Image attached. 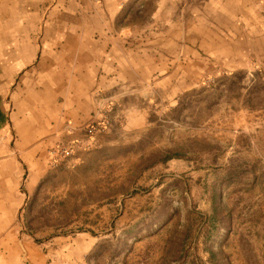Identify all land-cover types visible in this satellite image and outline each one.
Wrapping results in <instances>:
<instances>
[{"label":"rangeland","instance_id":"1","mask_svg":"<svg viewBox=\"0 0 264 264\" xmlns=\"http://www.w3.org/2000/svg\"><path fill=\"white\" fill-rule=\"evenodd\" d=\"M157 1L185 17L184 0H134L130 19ZM192 1L197 21L229 18L223 0ZM200 63L192 89L155 91L143 119L99 106L84 144L50 154L17 215L22 264L25 241L44 264H264V52Z\"/></svg>","mask_w":264,"mask_h":264},{"label":"crops","instance_id":"2","mask_svg":"<svg viewBox=\"0 0 264 264\" xmlns=\"http://www.w3.org/2000/svg\"><path fill=\"white\" fill-rule=\"evenodd\" d=\"M132 1L0 0V264H22V203L47 174L50 154L85 143L99 106L123 103L143 119L155 91L173 98L194 87V59L202 66L208 57L264 52V18L250 17L264 0H223L229 18L212 22L193 19L192 0H184V18L162 16L157 1L135 23ZM23 247L29 264H44L31 242Z\"/></svg>","mask_w":264,"mask_h":264},{"label":"built area","instance_id":"3","mask_svg":"<svg viewBox=\"0 0 264 264\" xmlns=\"http://www.w3.org/2000/svg\"><path fill=\"white\" fill-rule=\"evenodd\" d=\"M94 1H100V0H94ZM93 128H94V126L92 124H89L87 126V129H88L89 132H91L93 130Z\"/></svg>","mask_w":264,"mask_h":264},{"label":"trees","instance_id":"4","mask_svg":"<svg viewBox=\"0 0 264 264\" xmlns=\"http://www.w3.org/2000/svg\"><path fill=\"white\" fill-rule=\"evenodd\" d=\"M166 157H167V159L172 158V157H174V154H168Z\"/></svg>","mask_w":264,"mask_h":264}]
</instances>
